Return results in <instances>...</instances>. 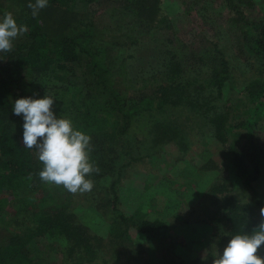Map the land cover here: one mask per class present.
<instances>
[{"label":"trees","instance_id":"obj_1","mask_svg":"<svg viewBox=\"0 0 264 264\" xmlns=\"http://www.w3.org/2000/svg\"><path fill=\"white\" fill-rule=\"evenodd\" d=\"M95 1L48 0V9L62 12L63 15L72 14L78 5H90ZM218 4L235 15L232 18L234 30L231 31L233 48L238 50L241 62L251 67L252 73L242 91L247 98V110L232 121H228L223 108L216 104L223 96L224 85L235 78L231 59L228 58L230 54L221 50L222 42L218 41L220 34L214 39L213 36L206 39L213 51L200 54L188 66H184L174 52L162 51L165 46L156 40L144 41L141 51L148 53V59L141 64L142 73L130 76L128 71L123 77L115 75L118 66L107 68L103 63L104 58L97 59V55H105L104 50L109 49H99L93 44V23L75 36H51L44 30L38 16L34 18L31 13L13 16L18 25L28 27V32L15 39V46L10 52L0 53L4 61L0 66V193L20 192V195L37 192L44 202L41 209L33 214V226L23 224L18 232L0 241V264H30L27 245L36 238L50 235L62 238L69 244L68 252L71 256L76 254L78 264L85 261L91 264L98 253L85 227L73 219L71 204L67 202L71 200L70 192L66 190L63 194L65 202L48 206L53 205L55 200L51 196L53 184L41 181L39 172L43 169V163L34 154L35 148L28 149L22 143L23 116L13 114L14 103L19 98L31 96L38 99L46 94L54 97L53 108L57 116L70 119L74 129L91 137L93 150L90 156L98 157L96 154L101 151V143L106 141L110 152L120 159L127 156L136 159L129 150L130 140L137 136L140 129L136 124H141L147 116L161 115L171 109L182 110L199 124L202 139L215 141L218 147L222 146L228 155V158L227 155L225 157L229 165L245 186L258 181L259 169L251 170L248 155L242 146L264 124V21H250L247 18V10L255 7L253 0H218ZM0 14L3 19L5 12L0 10ZM63 21L69 22V19L64 18ZM218 23L206 24L218 26ZM76 69L80 70V82L72 80ZM153 77L159 80L153 81ZM121 82L124 83L119 84ZM159 82L158 88L152 87V84ZM237 103L241 104V101ZM174 126L176 130H169L172 135L168 139L178 140L187 150L184 142L187 136L182 123L175 121ZM162 128L167 129L158 120L152 124L151 129L156 130L157 138L168 134L161 131ZM106 162L105 157L101 156L98 162L93 163L99 172L86 176L98 188L103 183L102 179L108 176L105 173V169L109 168ZM125 167L120 166L111 186L102 189L105 202L108 200L107 215L111 214V218L116 220L112 223L114 228L117 222L123 226L134 223L118 208V183ZM221 179L231 185L229 179ZM225 183L213 184L206 194L209 205L215 209L213 230L203 239H194L193 243L187 245L186 250H189L184 252L186 254L178 264H212L213 256L222 254L232 236L251 233L259 224L264 202L252 200L242 203L231 194ZM95 202L100 203L97 195ZM3 203L4 199H0V207ZM136 222L137 229L148 234L145 242L148 245L154 239V232L168 225L158 221L152 228L146 229L144 225H150L148 221ZM190 222L192 220H184L183 224ZM142 249V254L125 257V264H156L153 260L151 263L149 256L144 254L148 251L147 247L143 246ZM259 251L264 257V245ZM87 254L88 258L82 256Z\"/></svg>","mask_w":264,"mask_h":264},{"label":"rangeland","instance_id":"obj_2","mask_svg":"<svg viewBox=\"0 0 264 264\" xmlns=\"http://www.w3.org/2000/svg\"><path fill=\"white\" fill-rule=\"evenodd\" d=\"M253 2L255 7L247 10V18L250 21H264V0ZM29 3H35V0H0V10L20 16L32 12L27 7ZM234 16L230 10L219 6L218 0H96L90 5H78L72 14L49 11L47 6L38 15L44 30L51 36H75L93 23V44L99 49H109H103L105 55L100 53L97 59L104 58L103 63L107 68L118 66L115 75L123 77L128 71L130 76L142 73L141 64L148 59V53L141 51L144 41L156 40L165 46L162 51L174 52L184 66H188L200 54L212 52V45L206 39L212 36L214 39L220 34L218 41L222 42L221 50L230 54L228 58L231 59L235 76L234 81L229 82L230 85H224L223 96L216 102L227 114L228 121L237 119L247 110V98L242 91L252 77L251 67L241 62L238 50L233 48L231 31L234 30ZM64 18L69 19V22H64ZM214 21L219 22L218 26L206 24ZM2 63L4 61L0 57V66ZM79 71L74 70L75 77L72 80L80 82ZM152 80L159 79L153 77ZM160 82L152 84V87L158 88ZM240 101L241 104H238ZM157 120L167 128L161 129L168 133L164 137L157 138L156 130L151 129ZM175 121L182 123L187 136L184 141L187 150L178 140L168 139L172 135L169 130H176ZM136 125L140 129L137 136L130 140L129 150L138 160L129 156L123 157V160L116 158L105 141L101 143V151L96 154L98 157L90 156L92 163L104 156L109 166L105 169L108 176L102 179L101 187L94 186L90 192L83 194L69 193L71 200L67 202L71 204L74 221L85 227L87 236L92 240L90 242H94V248H98L97 259L91 264H125L124 258L142 254L143 246L148 249L144 254L149 256L151 263L153 260L156 264H178L189 250H186L187 245L193 243L194 239H203L213 230L215 209L209 205L206 194L213 184L225 183L222 177L230 180V186L225 184L240 202H264V124L242 146L248 155L251 170L257 167L260 174L258 181L249 187L232 170L222 146L218 147L215 141L206 142L202 139L199 124L182 110L171 109L161 115L147 116L145 121ZM34 154L37 155L36 152ZM120 166L126 167L118 183V208L134 223L123 226L117 222L114 228L112 223L116 220L111 218V214L107 215L108 200L105 202L102 189L111 186ZM51 189V196L55 200L53 205L48 206L65 202L63 194L66 189L54 184ZM19 193H0V199L5 201L0 207V241L18 232L23 224L33 226V214L41 209L44 202L42 195L37 192ZM95 194L100 203L95 202ZM184 220L192 222L183 224ZM136 221H148L150 225H144L146 229L152 228L158 221L168 225L156 230L154 239L148 245L145 244L148 234L137 229ZM68 247L69 244L62 238L50 235L36 238L27 245L26 250L31 259L30 264H78L76 254L71 256ZM82 256L88 258V254Z\"/></svg>","mask_w":264,"mask_h":264},{"label":"clouds","instance_id":"obj_3","mask_svg":"<svg viewBox=\"0 0 264 264\" xmlns=\"http://www.w3.org/2000/svg\"><path fill=\"white\" fill-rule=\"evenodd\" d=\"M48 6V0H35L27 7L35 18ZM28 32L26 25H18L11 12L0 20V52H10L13 41ZM56 99L48 94L43 98L24 97L15 101L13 114L23 116L22 143L28 149L35 148L43 163L39 178L43 182L63 186L68 192H90L93 181L86 176L99 172L90 161L93 150L91 137L74 129L73 122L54 111ZM261 220L251 233L231 237L223 254L214 255L212 264H264L260 254L264 245V207L260 209Z\"/></svg>","mask_w":264,"mask_h":264}]
</instances>
